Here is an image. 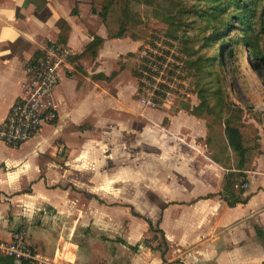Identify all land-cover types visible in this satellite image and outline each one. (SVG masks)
Returning <instances> with one entry per match:
<instances>
[{
	"label": "crops",
	"instance_id": "1",
	"mask_svg": "<svg viewBox=\"0 0 264 264\" xmlns=\"http://www.w3.org/2000/svg\"><path fill=\"white\" fill-rule=\"evenodd\" d=\"M101 11L92 0H0V123L22 96L26 62L51 43L67 47L72 55L54 94L57 124L18 150L0 144V241H10L25 226L36 252L45 261L63 264H109L114 259V264H264V110H256L248 122L257 131L258 153L244 172L247 202L230 208L220 196L226 174L235 172L238 163L228 144H171L179 117L167 125L130 129L138 112L130 114V99L122 86L115 90L102 63L134 56L142 41L129 32L109 39ZM64 26L68 35L63 42ZM95 39L103 42L97 57L78 59ZM73 72L84 80L75 81ZM97 75L104 82L93 81ZM106 83L113 86L111 94L101 87ZM201 123L191 117L185 127L195 125L190 133L199 137ZM103 180L124 184L99 193ZM163 182L171 189L161 190ZM129 186L143 188L136 194L129 193ZM153 186L157 199L148 202ZM97 197L104 203L101 208ZM115 197L122 200L114 202ZM114 203L123 215L119 226L125 229L126 222L130 230L117 236L127 248L123 258L112 256L117 246L110 232ZM137 225L146 238L156 239L150 243L154 249L131 255L129 247L140 248L130 240L136 239L131 230ZM99 233L111 245V253L103 252L109 262L98 254ZM70 247L73 260H67Z\"/></svg>",
	"mask_w": 264,
	"mask_h": 264
},
{
	"label": "rangeland",
	"instance_id": "2",
	"mask_svg": "<svg viewBox=\"0 0 264 264\" xmlns=\"http://www.w3.org/2000/svg\"><path fill=\"white\" fill-rule=\"evenodd\" d=\"M127 2L132 15L140 24L135 34L137 33L142 41L141 50L134 56L123 55L118 59L105 60L102 68L104 72L112 74L110 81L115 80L113 85L115 90L119 85L123 87V92L130 99V114L135 110L138 112L136 117H133L134 120L129 122L132 131L134 129L140 131L148 125L153 128L156 124L167 125L172 117H179L175 130L176 137L171 144L190 142L228 144L224 133L226 120H231L234 125L249 126L248 122L255 111L264 110V0H258L257 3L251 0L248 9L252 12L245 14L241 7L232 4L230 0H127ZM235 18L246 21V26L241 27ZM227 24L229 27L222 31L220 37L215 35L218 29ZM240 28L244 33L240 34ZM225 44L227 46L229 44L233 49L232 58L223 57L226 51L221 49ZM220 60H223V63ZM71 74L74 75L75 81L84 80L74 72ZM125 77L128 82H124ZM132 77L136 80L135 85L131 83ZM92 78L93 81L103 79L101 75ZM90 84L94 86L93 82ZM113 86L107 83L101 85L110 94ZM148 102L151 104L148 105ZM191 117L202 122L204 129L199 137L190 133L193 128L185 127ZM254 119L258 121L260 117ZM195 129L194 125L193 130ZM106 167L115 169L121 166L109 164ZM131 168L135 169L132 165ZM234 180L235 187L242 179ZM166 183H162L161 190L171 189ZM123 184L116 180L108 183L105 180L99 181L98 192L110 186L121 189ZM151 184L155 185L154 182ZM129 188V193L137 194L138 189H142L143 186ZM152 192L148 195V202L157 199L154 196V186ZM97 199L98 207L101 208L104 204L102 198ZM114 200L116 202L122 198L115 197ZM135 204L138 210L142 208L136 202ZM117 206H119L117 203L110 205L115 221L110 232L116 238L112 243L117 244L112 250V256L116 258L119 255L123 258L122 256H125L123 250L127 248L117 236L121 232L129 233L130 230L126 222L125 229L119 226L122 223L118 220H121L123 215ZM98 215L105 217L100 212ZM27 231L29 232L28 229ZM131 231H134L136 239L130 240L135 241L133 245L140 247L137 249L138 252L144 251L146 247L154 249L150 243L154 244L156 237L146 238L141 226L138 225ZM97 242L98 254L102 256V260L109 262L110 260L105 259L103 254L105 251L111 253V245L107 243L109 240L99 233ZM29 243L34 246L31 238ZM104 246H107L108 250L101 248ZM70 248L67 260H73V248ZM118 248L121 251L118 252ZM137 251L128 252L133 255L138 253ZM114 260L109 264L116 263V259ZM47 262L63 264L57 259L56 263L49 260Z\"/></svg>",
	"mask_w": 264,
	"mask_h": 264
},
{
	"label": "built area",
	"instance_id": "3",
	"mask_svg": "<svg viewBox=\"0 0 264 264\" xmlns=\"http://www.w3.org/2000/svg\"><path fill=\"white\" fill-rule=\"evenodd\" d=\"M71 57L67 47L51 43L25 63L22 96L0 123V144L5 148L18 150L39 138L44 128L57 124L59 114L54 94ZM247 188V179L234 187L235 191H246ZM0 257L27 264H49L30 245L28 232L22 227L12 233L10 241H0Z\"/></svg>",
	"mask_w": 264,
	"mask_h": 264
},
{
	"label": "trees",
	"instance_id": "4",
	"mask_svg": "<svg viewBox=\"0 0 264 264\" xmlns=\"http://www.w3.org/2000/svg\"><path fill=\"white\" fill-rule=\"evenodd\" d=\"M219 1V0H216ZM251 0H230V2L237 7H241L242 11L245 13L252 12L248 9V4ZM258 0H254V3H257ZM92 5L95 7L101 8V19L105 26V29L108 34V38L121 39L124 35L129 32L135 40H141L140 37L135 34L136 30L140 28V24L136 18L132 15V12L129 8L127 0H92ZM254 6V4H252ZM243 7V8H242ZM251 9L254 11L253 7ZM239 25L242 27L246 26L247 22L235 18ZM229 25H225L223 28L218 29L215 33L218 37L222 34ZM244 33V30L240 28V34ZM214 34V32H213ZM68 35L67 26L63 27L60 40L64 42ZM103 46V42L100 39H95L89 48L81 54L78 59H95ZM247 47H250L247 45ZM221 51H226L223 57L232 58L234 55L233 49L225 44ZM221 53V52H219ZM224 53V52H223ZM252 56V55H251ZM256 55L254 54V57ZM223 63V60H220ZM225 137L228 142L230 150L236 155L238 163L236 165V171L229 173L225 176L223 191L220 196L223 197V200L227 203L228 207L233 208L239 204H245L247 199L243 198L244 191H235L233 189V180L246 179L244 172L249 171L252 167L254 159L258 153V136L257 131L250 126L246 125H234L231 120L225 121ZM253 134V135H251ZM134 215V214H133ZM136 216V215H135ZM144 222L148 225L149 230L155 233L152 224L143 219ZM162 237L164 234L161 231ZM131 250L136 251L137 247H129ZM0 264H27L23 262H17L10 258L0 257Z\"/></svg>",
	"mask_w": 264,
	"mask_h": 264
}]
</instances>
